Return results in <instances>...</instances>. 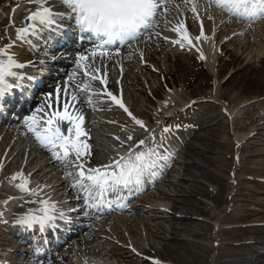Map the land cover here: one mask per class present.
I'll return each instance as SVG.
<instances>
[{
  "label": "bare ground",
  "instance_id": "obj_1",
  "mask_svg": "<svg viewBox=\"0 0 264 264\" xmlns=\"http://www.w3.org/2000/svg\"><path fill=\"white\" fill-rule=\"evenodd\" d=\"M198 0H194L196 2ZM31 3V1H30ZM25 0H0V16L5 15L6 12L10 8H14L16 6V9L22 8L26 6ZM9 6V7H8ZM15 9V10H16ZM205 9H207V4H204V9L201 10L200 15L203 16L205 14ZM198 12V11H197ZM214 13V12H213ZM207 15L211 16L210 13ZM173 16V17H171ZM189 17V18H188ZM24 17H15L13 14V18L11 19L14 21V23H22ZM196 20V18H194ZM194 19L193 15H188L186 17L185 24L188 25L191 28V31L196 33V28L194 26ZM207 20V16L204 18ZM167 23H162L158 25L157 31L149 34V37L147 38L148 43H145L144 45H136L134 47H126L123 49L124 53L122 55V58H126V64L129 69L125 73L124 78V85H122V89H128L132 87L133 91L137 89V91H141L138 86L140 84H144V78L142 76L145 66H147L146 61H149L150 63H154L155 55L157 54H167L166 48L173 47L172 43L168 40H165V38H173V39H180L176 34L173 33L174 29H171L172 25L176 24L177 17L172 15L171 13L168 14L166 17ZM221 21V20H220ZM230 22H224L220 26L228 27ZM176 27V26H175ZM234 30H232L233 32ZM175 32V31H174ZM211 32V31H209ZM207 33V32H206ZM228 34L230 31L225 32ZM225 33H222L225 34ZM236 41L238 40L237 37ZM233 38L231 40H226L223 43V46L221 47V50L223 51L226 49V55L232 53L233 49L228 47V44L233 41ZM235 41V40H234ZM15 42V41H14ZM19 41L12 43L9 45V47L5 48L4 51L8 53H17L20 52L21 47H19ZM227 42V43H226ZM226 43V44H225ZM241 43V42H240ZM250 43V42H249ZM248 43V44H249ZM225 44V45H224ZM189 45V44H188ZM165 46L166 48H163ZM159 47V48H158ZM174 48L178 49V45L174 46ZM235 51H238L235 50ZM181 53V52H180ZM243 54V53H242ZM241 55L234 54L230 55L229 59L224 61V63H221L218 67V74L223 75L230 67L233 65V69H236V71L224 82L223 86L232 87V85H237L238 90H241L240 94L243 95L242 100H249L253 99V97H249L244 94L248 95H255L259 94L260 97L264 96V65L263 67L260 65V69L258 68L256 71H253L252 75L249 76L250 72L253 70L249 66V63L247 61V57L243 58ZM187 56L186 60H182L178 57L175 66L176 67V74H174L173 77H171V71L167 74V81L169 84L175 85L176 87L180 88H187L191 89L192 87H202V86H208L210 80H212V76L210 75V72L208 69L201 63L199 57L195 53L185 54ZM194 60V62H193ZM261 62L264 61V58L260 59ZM190 63L195 64L194 66H190ZM73 67V66H72ZM70 67V69H72ZM141 67V68H140ZM89 68V66H88ZM242 69H246L245 71H241ZM88 70V69H87ZM150 70V68H148ZM94 71H88L85 75V72H83V68L80 67V69L76 70H69L67 71V74L70 75L72 83L75 85H79V80L83 77H90L95 75ZM163 72V70H161ZM141 73V74H140ZM261 73V76L259 74ZM98 76V75H97ZM154 77H157L155 75ZM157 82H159V77H157ZM149 81V80H148ZM156 81V80H155ZM67 80L61 81L59 84H57L55 87H59L60 89V99L65 98L66 103L70 101V96H75V102H77L76 107L74 105V102H71V106L74 108H78V110L82 109V111L86 110V112L89 114L91 112V108H105L106 106L111 107V101L109 100V97L104 94V86L101 83H98L96 81L92 82L93 91H97V94L92 96H87L86 91H81V96L76 95L74 93V90H70L67 92V97L64 94L65 85L67 84ZM154 82L156 86H158V83ZM163 86V84L160 85ZM81 88V87H80ZM108 88V87H107ZM109 90L110 87L108 88ZM108 90V92H110ZM55 91H57L55 89ZM103 92V94H102ZM112 93V92H111ZM114 93V92H113ZM160 92L158 91L155 93V96H160ZM190 97L187 95L183 96V98L186 99L187 102L193 103L190 107L179 111L174 117L177 118L179 115H187V118H191L192 120L196 121V123H200V126L205 127H211L213 124H216L215 122H219L221 119H225L224 116V108L223 105L221 106V111L218 114H215V110L211 108L206 113L203 114L206 104L210 103L211 101H208L207 99H202V96L200 95H193V92H187ZM48 98V97H47ZM52 98V97H51ZM54 98V95H53ZM223 102L225 100L221 98ZM212 102H215L212 100ZM88 105H85V104ZM95 105H90V104ZM154 103V102H152ZM155 104V103H154ZM156 105V104H155ZM226 107L227 105L224 104ZM195 106H199L198 110L195 109ZM191 109H194L192 112ZM40 113V111L38 112ZM37 115V114H35ZM122 116V114H119ZM103 117H106V115H103ZM90 118H94V121H100V123L108 124V122L105 120V118L97 117L95 114L90 115ZM110 118V117H107ZM193 122V121H192ZM27 122H23L22 124L18 125L17 129H14V126H3L0 127V162L3 159V155L8 147H10V152H13L17 150L16 146L20 144V142L24 139V135L26 132L29 131V125H27ZM40 124L39 126H41ZM182 125V124H181ZM183 126V125H182ZM204 127V128H205ZM195 129H189L186 131L185 135L183 136L182 141L180 142L181 145L185 147V153H186V160L184 165L183 171H182V177L179 180L178 188L174 190L175 197L174 203L172 205V211L170 212H161L159 208L156 206H149V205H136L133 208V211L136 212V215L138 217H144L146 219H151L152 223H148L150 226H152L150 230H154L151 232V235L155 236L156 238H162L164 240L161 244V247H158V245H153L149 243L148 247H143L141 243L136 241L133 243V241L130 242L131 238L126 237L121 233L117 239L119 242H125L127 244L133 245L136 249L139 250V252H143L148 256H152L158 259H161L162 261L171 262L174 263L179 262L182 264H264V226H250L245 229H242L239 227V225L242 223L249 222L250 220H246L244 218L245 214L237 209L235 207V204L238 201V196L236 195L237 190L235 193H231L230 190H228V180L218 176L210 170V167L206 161H201V163H198L196 161V157L200 156L199 153L193 152L192 149L195 148V140L198 138L200 139V134H196L194 136V140L188 139L189 136L193 135V132ZM92 142L93 147L99 148L98 151H102L103 154L108 155L110 152L114 153L110 148V135L108 134V131L104 129V127L100 126L99 129L96 131H93L92 129ZM137 137L135 135H132L130 140L133 142L137 141L134 140V138ZM143 137V136H142ZM109 142H104L105 139ZM4 140V141H3ZM139 140V138H138ZM98 142H104V143H98ZM256 142L255 138H250L248 141V144H254ZM23 143H21V148H23ZM132 144L129 145L128 149L130 148ZM194 145V146H193ZM234 145V143H233ZM232 145V148H233ZM230 148L228 144H222L218 143L215 145V148H210L209 150L205 151V153L209 154H216L218 153L222 155V152L224 150L231 152L232 156L235 157V154L237 151L235 148ZM244 146L242 147L243 150ZM19 149V150H20ZM196 149H199L197 147ZM95 153V151H93ZM125 153V152H124ZM102 154V153H100ZM119 155H117L115 158H118ZM51 159H54L53 156L50 157ZM208 158L213 159V156H208ZM29 159L31 161L37 160L38 166L36 170L38 173L43 172L45 170L46 164H41V160L37 159V155L33 149H30L29 156L27 157V163L31 164L29 162ZM114 159V157H113ZM231 165H226L229 168V171H232L234 166L236 164L234 163V160H230ZM8 172V170L3 173L5 175ZM47 172H45L43 175L47 176ZM6 176L9 177V173L5 175V177H1V180H4ZM54 178V177H52ZM204 182H207L210 185L209 186H215L217 188L216 191L212 190H206L203 188V185H205ZM58 187V185H55ZM185 186H190L191 191H188ZM55 188V187H54ZM228 190L229 196L225 198V193ZM165 192V191H164ZM167 193V192H166ZM11 193H7L5 189L0 187V199L3 201L5 198H7ZM172 194V196L174 195ZM231 195V196H230ZM198 196H201L203 198H208L213 204L214 208H218L222 206V204H227L226 213L222 216L217 215L218 220V227H222L225 224H231V226L228 227H222L219 228V233L217 234H209L208 232L211 231V227L214 230L215 224L210 226V229L208 232L205 231V228L207 226L198 223L195 221L197 216L205 215L210 208L209 204L202 201L201 199H198ZM7 205L2 204V208L5 209ZM0 207V210L2 209ZM214 208H210L213 210ZM225 211V210H224ZM137 217V218H138ZM127 220H133L132 217L128 216ZM86 221V220H84ZM154 223V224H153ZM237 223V224H236ZM235 224L236 229L232 227V225ZM169 227V230L166 229V226ZM216 226V227H217ZM132 229V232H135V229L130 227L129 230ZM87 230V228H86ZM212 230V231H213ZM262 231V241L258 237H256L255 242H249L246 243L242 241L239 243L241 239V236L244 237V239H247L248 237L245 236L246 232H254V231ZM242 231V233H239ZM84 232V230H83ZM169 233V234H168ZM87 235L92 238H85L84 243L86 246H88V249H93V251L97 250L98 245H92L96 239H99L100 236L93 232L92 230H87ZM193 236L197 240L202 241H212V246H207L205 244H200L202 242L198 241L199 244H197L195 241H192L189 239L190 236ZM258 238V239H257ZM216 242L218 244L215 246ZM109 243V253L113 254L114 256H120L124 259H127V262L130 264H155L152 262H148L144 257H140L134 254L133 251L129 249H125L124 247H121L117 244H113V240L108 241ZM251 248L250 252L245 254V251H247V248L244 249L243 247ZM262 248V250H261ZM103 249H98L97 252L99 253ZM199 250H202L203 253H198ZM212 251H215V257L213 258L211 255ZM138 254V253H137ZM208 254L210 257H208ZM250 255V257H249Z\"/></svg>",
  "mask_w": 264,
  "mask_h": 264
},
{
  "label": "rangeland",
  "instance_id": "obj_2",
  "mask_svg": "<svg viewBox=\"0 0 264 264\" xmlns=\"http://www.w3.org/2000/svg\"><path fill=\"white\" fill-rule=\"evenodd\" d=\"M30 0H25V3ZM9 7V6H8ZM25 7V6H24ZM20 8L16 12L14 11L16 9V6L12 9L10 8L5 15L0 16V51L3 50L5 46H8L11 43L12 36L15 34L17 28L19 26L11 25L9 24L10 17L12 14L15 15V17H23L25 8ZM218 17H212L210 18L209 15H207V22L204 19H200V26H197L198 30L207 31V33L204 34L205 36V42L206 44L209 43V45H206V47L209 49V57H205L202 59L201 56V63L205 67L209 69L210 75H212V80H210L208 86H202V87H192L191 89L187 88H180L176 87L175 85H170L167 81V74L171 71V77L174 76L173 73L176 74V67L175 63L178 59H182L183 61L186 60L187 56L185 54H190V49H179L181 53L176 48H166L163 46V48H166L167 54H157L155 55L154 63H150L149 65L145 66V70H143L142 76L144 78V84H140L138 88H140L141 91H133L132 87L129 88V100L132 103V107L135 110V114L133 118H122V117H115L116 124L110 125V126H103L104 129L108 131V133L112 136V143L111 147L113 149H120L124 143H126V139L121 140L122 136L115 135L111 133L113 127L117 130L119 134L121 132L123 133H131V134H143L144 129L146 126L154 124V121L159 120L160 114L158 112H155L157 109L155 107V104H158L157 96H155V93L158 91L163 95V101H170L171 99H175V95H173L170 90L177 89L179 92H177V99L179 101H184L183 96L188 95L187 92L192 91L193 95H200L202 98H211V100H215L213 104H208L205 106L207 110L203 112L206 113L211 108L216 109L215 114H218L221 111V106L225 108V119L219 120V122H215L216 124H213L210 129V127H205V125L201 130H199L196 134H200V139L195 140V148L192 149L193 152L199 153L200 156L196 157V161L198 163H201V161H206L210 167V170L212 173L221 176L228 180V190H230L231 193H235L237 190L236 195L238 196V201L235 204V207L242 211L245 214V217H248L247 220H250L249 222L253 225H259L261 222H264V184H260V182H257L258 178L264 179V96L260 97L259 94L255 95H247L249 97L255 96L253 99L249 100H242L241 97H243L242 94H240L241 90H238L237 85H232V87H225L223 86L224 82L236 71V69H233V65L221 76L218 74V67L221 65V63H224L227 59H229L230 55L238 54L242 57L246 58L247 61L251 64L249 66L253 68V70L250 72L249 76L252 75L253 71H256L258 68L260 69V65L263 67L264 61L261 62L260 59L264 58V23L262 25H258L253 27L254 31L252 32V29L249 31L247 30V37L243 35H239V39L236 41V38H233V41H231L230 44H228L229 48H232V53L226 55V49L223 51L221 50V47L223 46V43L230 39L232 36V29L230 30L229 27H223L220 26L221 22L220 19H217ZM199 25V24H197ZM256 25V23L252 24ZM244 29H248L247 27H242V31ZM209 31L212 33L209 34ZM227 31H231L230 34L227 36ZM222 33H225L222 35ZM232 33V34H231ZM199 38V36H196V39ZM203 40V39H202ZM203 40V41H204ZM235 40V41H234ZM250 41V43L248 42ZM241 42V43H240ZM227 43V42H226ZM225 43V44H226ZM249 43V44H248ZM224 44V45H225ZM174 45V44H173ZM183 45V44H182ZM159 48V47H158ZM202 45L199 46V50H202ZM238 51H235L237 50ZM198 56V52H194ZM207 58V60H205ZM151 61V60H149ZM112 62V61H111ZM111 62H105L103 67L106 68V70H109L110 68H116V65ZM194 62V60H193ZM212 62V63H211ZM117 63V61L115 62ZM263 64V65H262ZM118 65V64H117ZM195 64L190 63V66H194ZM150 68V70H148ZM125 68V70H128ZM264 69V68H263ZM123 70V69H122ZM155 70V71H154ZM163 70V72H161ZM246 69H242L241 71H245ZM92 71V69H91ZM140 73V74H141ZM111 74L113 77V84L118 83V79L115 78L114 72L111 71ZM157 75L159 77L160 82H157V77H154ZM261 76V73L259 74ZM122 78V75L120 76ZM149 80V81H148ZM156 80V81H155ZM84 81L89 82L86 78H84ZM121 81V80H120ZM154 82L158 83V86L154 84ZM164 84V86L160 85ZM85 84L83 83V86ZM132 89V90H131ZM159 93V94H160ZM191 96V95H190ZM223 98V100H221ZM154 102V103H152ZM226 104L227 107L224 105ZM198 106H196L197 108ZM155 112V113H154ZM104 112H101L99 114H102ZM112 114V113H111ZM97 125L96 123H94ZM111 127V128H110ZM195 134V136H196ZM126 135V134H125ZM250 138H255L256 142L254 144H248V141ZM116 139L117 141H115ZM194 140V138L192 139ZM218 143L222 144H228L230 148L237 149L239 153V158H236L232 156L231 152H228L224 150L222 152V155L218 153L216 154H209L205 153V151L209 150L210 148H215V145ZM194 146V145H193ZM244 146L243 150L242 147ZM199 147V149H196ZM232 148V149H233ZM182 151L184 152V159L183 162H175L174 166L176 171L172 174H169V177L165 176V180L161 182V185H163V189L167 190V194L162 193L158 195V201L156 204H162L160 207H165L169 212L172 211V205L174 203V190L178 188L179 180L182 177V171L184 168L183 163H185L186 160V153H185V147H181L179 150H177L175 154L176 160L180 158L178 157V153L182 154ZM21 152H19V155L16 154V152H12L11 155L7 158L5 161V164L2 168V171L4 169L8 170L9 172H12L14 169H17V167H25V156L22 162ZM8 153L6 152L7 155ZM183 155V154H182ZM208 156H213L214 158H208ZM234 160V163L236 166L232 169V171H229V168L226 166L231 165L230 160ZM180 168V171L178 169ZM1 171V170H0ZM3 173V172H0ZM7 174V173H6ZM49 177H53L52 174L49 175ZM256 179V180H254ZM205 185H203V188L206 190H212L216 191L217 188L215 186H207L210 185L207 182H204ZM159 185V186H161ZM185 188L188 191H191L190 186H185ZM228 190L225 193V198L229 196ZM172 194H174L172 196ZM231 196V195H230ZM198 199H201L202 201L208 203L210 205V208H214V204L208 199L203 198L201 196H198ZM1 200V199H0ZM1 202V201H0ZM150 203V202H149ZM148 203V205H149ZM21 203L16 202L14 205L15 209L17 208ZM0 207L2 208V205L0 203ZM208 209L207 213L205 215L197 216L195 221L198 223H201L205 226V231L208 232L210 229V226L215 224L214 230L211 227V231L208 232L209 234H217L219 233V228L222 227H228L229 224H225L222 227L217 226L218 220L217 215L222 216L226 213L227 204H222V206L218 208H214L213 210ZM225 210V211H224ZM132 214V213H130ZM134 220H127L125 218H115L110 221H108L106 224L98 225L96 228L95 222H91L90 224H94V226H91L92 230H95L98 234H100V240L95 241L92 245H98L100 249L102 250V253L98 254L97 252H93V249H89L88 246L84 244V240L81 242H78L75 245V240L69 242L65 249L61 252L62 256H59V259L64 264H79L84 257L88 256H97L99 259H101L103 262H106L108 264H130L127 262V259H124L120 256H114L113 254L109 253V243L113 240V244H117L121 247H124L125 249L134 250L135 247L132 245H129L125 242H119L117 237L123 233L126 237H133V239L130 240L135 243L138 241L141 243V245L144 247H148L149 243L153 245H158V247H161L160 243H163L164 240L162 238H156L155 236L151 235V232L154 230L151 228L148 223H152L151 219H146L144 217H136L133 215ZM247 223V222H246ZM246 223H242L239 225L240 228H247ZM154 224V223H153ZM252 225V226H253ZM166 226V225H165ZM217 226V227H216ZM101 227V228H100ZM135 229V232H132V229ZM234 229H236V226H233ZM166 229L169 230V227L166 226ZM213 230V231H212ZM239 233H242L240 231ZM257 233V237L261 239V235H259V232L257 230L254 232H246L245 235L247 237L253 236ZM169 234V233H168ZM86 234L81 235L79 239L85 238ZM190 240L195 241L197 244H199L198 241L202 242L200 244H205L207 246H212V241H202L197 240L192 235L189 237ZM241 239L239 243L242 241L244 242H255L256 238H247L244 239V237L241 236ZM259 242L262 241L258 240ZM218 242H216L215 246ZM244 249L247 248V251H245V254L248 255L251 248L243 247ZM71 249V251H70ZM262 250V248H261ZM198 253H203L202 250H199ZM264 253V250H263ZM215 251H212L211 255L213 258L215 257ZM141 255V252H140ZM145 256V255H141ZM208 254V257H210ZM148 257V256H147ZM250 257V255H249ZM140 258V257H139ZM264 258V256H263ZM168 264H182L177 262L174 263H168Z\"/></svg>",
  "mask_w": 264,
  "mask_h": 264
},
{
  "label": "snow or ice",
  "instance_id": "obj_3",
  "mask_svg": "<svg viewBox=\"0 0 264 264\" xmlns=\"http://www.w3.org/2000/svg\"><path fill=\"white\" fill-rule=\"evenodd\" d=\"M62 2L73 12L75 15L71 17L75 20L78 27L83 32H87L103 40L105 44L111 43L114 40L135 38V33L140 27H147L148 20L156 15V9L159 7L157 0H62ZM217 3L230 4L235 9L240 8L249 9V15H264V0H216ZM37 6L42 8V11H37L28 17L29 21H38L41 25H49L54 23L53 13L50 9L43 8L42 4L37 0ZM259 9L257 12L256 9ZM28 29L20 30L21 38L27 34ZM96 55V53H92ZM80 60L86 59L81 56ZM26 65L19 64L15 60L10 59L8 63L0 61V97L12 87L8 83V77L13 79H23L18 76L13 69L23 68ZM87 74V73H86ZM96 79L97 77H92ZM109 95H111L109 93ZM75 100V97H72ZM115 100V97H113ZM120 103L119 101H116ZM122 106V105H121ZM65 116L60 117L58 113L53 115L58 119H71L67 116L68 104H64ZM41 111V109H37ZM82 122V117H77ZM30 120L39 123L36 117H30ZM46 124H51L52 121H45ZM30 131L35 129L30 125ZM73 129H68L69 136L65 137L60 132L59 127H45L43 129L44 135L36 134V138L42 144L47 146V143H59V146L65 149V155L69 154L70 150H74L77 156L86 154L82 149H87L86 144L78 143V138L85 135L83 131L76 126V139L71 138ZM138 160L143 159V156H138ZM96 175L87 177L94 185L107 183L105 174L101 173L98 169L90 170ZM83 174V173H82ZM111 179L117 184L128 183L129 181L122 176H117L115 173L111 174ZM22 190H26V184L20 186ZM20 223H27L22 220ZM158 264V262H157Z\"/></svg>",
  "mask_w": 264,
  "mask_h": 264
}]
</instances>
